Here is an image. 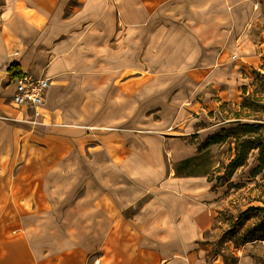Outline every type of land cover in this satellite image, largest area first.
<instances>
[{
    "label": "crops",
    "instance_id": "1",
    "mask_svg": "<svg viewBox=\"0 0 264 264\" xmlns=\"http://www.w3.org/2000/svg\"><path fill=\"white\" fill-rule=\"evenodd\" d=\"M254 1L0 0V264H46L43 242L11 235L9 228L22 217L15 213L27 212L26 203L40 208L45 202V143L60 139L59 133L144 122L155 143L172 142L166 153L177 154L182 143L181 158L197 154L188 132L172 135L170 124L212 66L226 64L223 57L256 12ZM13 62L23 73L50 79L37 123L12 102ZM174 108L167 122L166 112ZM101 133L102 145L86 151L94 175L65 210L70 232L93 241V234H138L141 246L127 252L123 264H201L209 258L199 237L212 229L214 191L175 193L180 176L161 146L137 145L140 136L130 129ZM132 170L159 177L141 180ZM4 186L9 193L3 194ZM129 186L137 192L128 193ZM98 246L87 242L92 251ZM217 255L212 264H230ZM242 255L235 264H252Z\"/></svg>",
    "mask_w": 264,
    "mask_h": 264
},
{
    "label": "rangeland",
    "instance_id": "2",
    "mask_svg": "<svg viewBox=\"0 0 264 264\" xmlns=\"http://www.w3.org/2000/svg\"><path fill=\"white\" fill-rule=\"evenodd\" d=\"M253 7L256 12L251 16L252 21H247L243 28V37L232 43L230 53L223 57L226 64L212 66L214 71L200 80L202 82L191 91L192 96L184 104L177 120L170 124L169 131L174 132L172 135L182 137L184 132H188L189 143L201 147L197 154L190 156V163L183 162L185 158L181 157L184 152H178L184 151V146L180 147L182 143H177L174 148L176 156L174 152L166 153L165 150L174 147L172 142L165 146L164 143H155L152 138L154 133L149 132L150 123L143 122L138 126L134 123L116 124L96 132L79 128L73 137L65 130L59 133L60 139L64 140L53 138L45 143L49 150L42 162L44 180L40 187L41 193L46 196L45 202L42 201L37 208L31 201L25 204L29 205L27 212L19 210L15 213V216L22 217H18L9 228L11 235L28 234L31 241L43 242L46 264H123L124 255L134 253L141 246L138 234H93L98 237L97 241H93L86 234L70 232L65 210L77 195L84 193L86 179L94 175L87 147L102 145L101 132L130 129L132 134L140 136L134 138L137 145L163 148L167 163L172 161L175 176H180L174 182L175 193L177 190L214 191L213 203L209 204L214 217L212 229L204 231L199 237L200 245L209 258L201 264H212L217 254L230 264L238 262L242 254H248L252 264H264V240L248 241L235 247L241 242L242 234L264 224V169L253 175L260 163V148L255 146L249 150L246 163L238 167L230 179L228 176L221 181L217 178L224 173L236 152V137L264 134V126L247 133L235 122L240 119L242 123L264 125V0H255ZM173 113H176V108L166 112L167 122ZM204 126L202 132L194 131ZM68 135L71 137L67 140L65 136ZM59 151L62 152L60 155ZM133 172L141 180L150 182L159 177L144 170ZM96 175L99 178L102 176L100 171ZM59 178L60 187L55 184ZM127 189L128 193L137 192L134 186ZM5 190L10 192L8 186L3 187V194ZM106 236L103 245L101 239ZM114 237L116 240L112 241ZM87 242L99 246L92 251L87 249ZM236 249L238 253H234Z\"/></svg>",
    "mask_w": 264,
    "mask_h": 264
},
{
    "label": "trees",
    "instance_id": "3",
    "mask_svg": "<svg viewBox=\"0 0 264 264\" xmlns=\"http://www.w3.org/2000/svg\"><path fill=\"white\" fill-rule=\"evenodd\" d=\"M22 73L23 71L21 69V65L18 62H13L9 65L8 74L10 80H12L14 76L20 75ZM235 122H237L238 125L242 126L247 133L252 132L257 127L264 126L263 124H257V123H249V122L242 123L240 119L235 120ZM254 134L250 135V137H241V136L236 137V141H237L236 152L233 158L230 159L227 166L225 167L224 173L217 176L219 181H221L226 176H228L230 179V177L234 174L236 169L246 163L248 159L249 150H251L255 146L260 148V154H259L260 163L255 168L256 170L253 171L254 173L253 175H257L264 169V134L260 133L258 136ZM241 139L243 140L241 141ZM256 142L258 143L256 144ZM198 148L199 150H201L200 146ZM191 161H192L191 157L185 158L183 160V162L185 163H190ZM176 171L178 172V169ZM254 240H264V224L256 225L252 229H249L247 232L242 234L241 242L235 245V247H239L240 245L248 241H254Z\"/></svg>",
    "mask_w": 264,
    "mask_h": 264
},
{
    "label": "built area",
    "instance_id": "4",
    "mask_svg": "<svg viewBox=\"0 0 264 264\" xmlns=\"http://www.w3.org/2000/svg\"><path fill=\"white\" fill-rule=\"evenodd\" d=\"M14 83L12 102L27 109L30 112L27 119L31 123H37L42 117L41 106L50 87L49 77L22 73L14 76Z\"/></svg>",
    "mask_w": 264,
    "mask_h": 264
}]
</instances>
